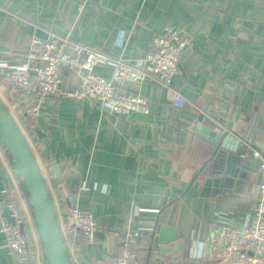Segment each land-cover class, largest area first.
Instances as JSON below:
<instances>
[{
    "label": "crops",
    "instance_id": "0c3cea01",
    "mask_svg": "<svg viewBox=\"0 0 264 264\" xmlns=\"http://www.w3.org/2000/svg\"><path fill=\"white\" fill-rule=\"evenodd\" d=\"M165 27L180 28L191 43L169 88L147 79L136 89L148 115L125 117L89 100L51 99L33 129L28 126L57 221L66 218L69 203H78L97 222L93 245L71 253L72 264H108L135 235L138 242L128 247L143 264H224L210 241L217 227L252 224L261 159L247 156L233 175L209 179L201 168L213 152L208 139L215 129L198 117L229 136L245 138L252 130L264 159V0H0V64L9 66L26 57L32 39L48 32L113 58L140 60ZM94 72L110 79L108 68ZM76 85V76L65 72L60 89ZM8 91L0 79V97ZM175 92L185 100L182 107ZM53 163L77 174V195L57 183ZM5 185H18L24 200L0 149V230ZM161 226L174 229L181 242L174 259L159 254ZM31 241L36 264H47L37 236ZM0 264H16L1 232Z\"/></svg>",
    "mask_w": 264,
    "mask_h": 264
},
{
    "label": "built area",
    "instance_id": "2783aa9c",
    "mask_svg": "<svg viewBox=\"0 0 264 264\" xmlns=\"http://www.w3.org/2000/svg\"><path fill=\"white\" fill-rule=\"evenodd\" d=\"M190 43L191 38L180 28L165 27L155 36L143 59L128 61L110 57L97 47L81 45L48 32L44 39L31 40L30 50L24 59L12 66L0 64V77L7 81L9 90L7 96L1 99L31 149L36 142L31 136L33 126L30 124L38 121L42 109L51 99L89 100L100 108L125 117L148 115L147 101L136 89L147 79L169 88L178 71L181 52ZM96 68L110 69V79L95 73ZM65 72L76 76L77 85L64 91L60 85ZM15 94L21 106L14 98ZM174 101L178 107L185 104L178 92H175ZM252 157L261 159V178L257 188L259 199L254 220L252 224L237 229L217 227L210 241L211 252L222 254L224 264H264V159L257 150ZM44 178L46 181L45 175ZM80 190H85V186ZM1 195V204L8 211V219H2L0 232L8 256L16 264H36L34 256L37 250L31 241L36 234L18 185H5ZM57 222L68 256L86 251L93 245L97 232L96 219L91 212L81 209L78 203H69L66 218ZM137 242L138 236H131L108 264H143V257L128 247Z\"/></svg>",
    "mask_w": 264,
    "mask_h": 264
},
{
    "label": "water",
    "instance_id": "95a60500",
    "mask_svg": "<svg viewBox=\"0 0 264 264\" xmlns=\"http://www.w3.org/2000/svg\"><path fill=\"white\" fill-rule=\"evenodd\" d=\"M198 122H204L215 129L213 134H209L208 139L213 152L201 168V172H205L209 179L233 175L234 169L247 156L252 157V153L258 150L253 145L252 130L245 138L235 133L229 136L221 127L201 115ZM252 124L256 127L257 119L253 120ZM35 132L39 138H44V134L38 128ZM0 149L7 155L10 168L20 180L24 200L46 263L72 264L63 244L44 175L27 139L1 97ZM50 167L57 183L64 184L68 194L75 195L80 184L77 174L65 165L53 163ZM3 216L8 219V211L5 209ZM157 244L162 259H174L181 251V242L176 241L175 230L167 226L160 227Z\"/></svg>",
    "mask_w": 264,
    "mask_h": 264
},
{
    "label": "trees",
    "instance_id": "16d2710c",
    "mask_svg": "<svg viewBox=\"0 0 264 264\" xmlns=\"http://www.w3.org/2000/svg\"><path fill=\"white\" fill-rule=\"evenodd\" d=\"M0 79H1V81H3V82L8 86L7 81H6L5 79H3V78H1V77H0ZM137 253L140 254L139 252H137ZM149 256H151V252H150V250H149L148 257H149Z\"/></svg>",
    "mask_w": 264,
    "mask_h": 264
}]
</instances>
